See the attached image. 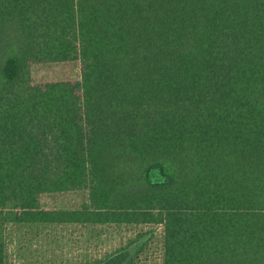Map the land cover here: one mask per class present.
Returning <instances> with one entry per match:
<instances>
[{
  "label": "trees",
  "instance_id": "16d2710c",
  "mask_svg": "<svg viewBox=\"0 0 264 264\" xmlns=\"http://www.w3.org/2000/svg\"><path fill=\"white\" fill-rule=\"evenodd\" d=\"M6 223L162 224L163 264H264V0H0Z\"/></svg>",
  "mask_w": 264,
  "mask_h": 264
},
{
  "label": "rangeland",
  "instance_id": "374dc122",
  "mask_svg": "<svg viewBox=\"0 0 264 264\" xmlns=\"http://www.w3.org/2000/svg\"><path fill=\"white\" fill-rule=\"evenodd\" d=\"M81 72L79 62L32 69L36 81L77 80ZM24 227L19 223L0 224V264H95L123 248L129 250L131 264L164 262L162 224H37L34 228L48 230L50 237L31 247L17 232Z\"/></svg>",
  "mask_w": 264,
  "mask_h": 264
},
{
  "label": "crops",
  "instance_id": "0c3cea01",
  "mask_svg": "<svg viewBox=\"0 0 264 264\" xmlns=\"http://www.w3.org/2000/svg\"><path fill=\"white\" fill-rule=\"evenodd\" d=\"M20 225H24L25 229H21L20 231H17L20 235H24V244L28 245L29 247H31V245H34L38 240H41V239H48V237H50V235H48V230L46 229H43V230H40L38 231L36 228V225L37 224H46L47 223H19ZM64 224H77V223H64ZM82 224H91V223H82ZM52 225V224H50ZM96 225H106V224H96ZM49 231H52V230H49ZM111 256V255H110ZM107 257L109 256H105L104 258L106 259ZM104 259V260H105ZM104 260H101V261H104ZM99 261V262H101Z\"/></svg>",
  "mask_w": 264,
  "mask_h": 264
}]
</instances>
